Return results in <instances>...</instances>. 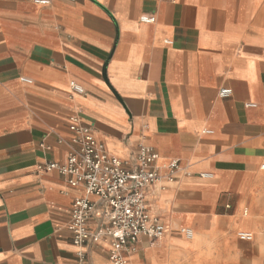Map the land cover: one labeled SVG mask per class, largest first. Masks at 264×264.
Instances as JSON below:
<instances>
[{"label":"crops","instance_id":"0c3cea01","mask_svg":"<svg viewBox=\"0 0 264 264\" xmlns=\"http://www.w3.org/2000/svg\"><path fill=\"white\" fill-rule=\"evenodd\" d=\"M73 115L129 168L158 155L144 194L164 235L128 264H262L264 0H0V264H112L108 237L72 244L84 189L38 169L66 162Z\"/></svg>","mask_w":264,"mask_h":264},{"label":"built area","instance_id":"2783aa9c","mask_svg":"<svg viewBox=\"0 0 264 264\" xmlns=\"http://www.w3.org/2000/svg\"><path fill=\"white\" fill-rule=\"evenodd\" d=\"M51 1L33 0L36 5L45 7ZM140 21L153 23L154 18L142 17ZM72 88L75 92H82L76 85H72ZM230 94L229 89L219 91L222 98ZM69 130L73 133L71 143L75 147L68 154L66 162L63 165L48 162L38 166V169L55 170L66 178L69 186L84 189L87 197L75 199L71 207L68 229L72 244L84 248L91 240L108 237L111 240L110 262L128 264L126 255L139 238L155 240L164 235L163 225L151 216L144 194L145 189L159 179L155 166L158 155L150 147L142 146L134 157L133 168H129L124 161L106 152L104 145L96 139L93 127L83 125L78 115L71 116ZM177 167V162L168 165L170 173L176 171ZM172 180L169 177V181ZM99 209L105 224L100 230L91 232L87 223ZM180 233L191 237L188 229H182ZM237 236L241 241H253L250 233L240 232ZM79 256L83 254L79 253Z\"/></svg>","mask_w":264,"mask_h":264},{"label":"rangeland","instance_id":"374dc122","mask_svg":"<svg viewBox=\"0 0 264 264\" xmlns=\"http://www.w3.org/2000/svg\"><path fill=\"white\" fill-rule=\"evenodd\" d=\"M254 238H253V244H255V243H257V241H256V239H255V235L253 236ZM262 264H264V253H263V260H262Z\"/></svg>","mask_w":264,"mask_h":264},{"label":"bare ground","instance_id":"6f19581e","mask_svg":"<svg viewBox=\"0 0 264 264\" xmlns=\"http://www.w3.org/2000/svg\"><path fill=\"white\" fill-rule=\"evenodd\" d=\"M253 237V235H251ZM254 238V237H253Z\"/></svg>","mask_w":264,"mask_h":264}]
</instances>
